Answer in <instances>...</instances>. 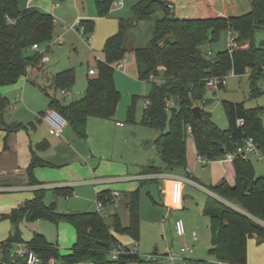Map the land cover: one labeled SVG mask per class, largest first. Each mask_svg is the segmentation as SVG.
<instances>
[{
    "label": "trees",
    "instance_id": "1",
    "mask_svg": "<svg viewBox=\"0 0 264 264\" xmlns=\"http://www.w3.org/2000/svg\"><path fill=\"white\" fill-rule=\"evenodd\" d=\"M21 0H0V88L15 85L36 67L39 55L32 51L34 45H43L53 39L55 19L49 13L36 8H20ZM116 0H97L96 9L100 17L109 15ZM251 11L239 17H217L208 19H176L166 3L160 0H136L131 10L137 21L150 20L158 11L164 16L155 21L153 38L144 49L135 51L138 80L152 82V90L145 97V108L140 125L159 131L155 147L162 159V168L147 166L144 174L172 173L187 168V138L191 135L200 158L206 161H222L234 170V183L224 180L211 191L225 199L228 204L211 200L205 209L211 218L212 249L216 260L223 264H247V243L251 237L264 242V176L256 177L250 161L237 158L225 160V155L234 152L248 137H252L264 153V108L247 109L243 103H224L229 128L220 129L210 113L201 108L202 120L194 114L195 107L206 104V81L229 74L244 75L250 72L252 98L262 94L259 83L264 78V45L255 44V35L264 30V0H250ZM86 35L94 31V21H81ZM233 32L237 48L232 54L228 50L208 55V48L217 43L223 32ZM126 26L120 23L119 32L110 37L103 50L104 62L97 63V75L89 78L82 98L70 103L60 101L46 93L50 109L58 111L68 122L76 136L87 137L90 118L112 120L121 99L115 81L113 66L123 61L126 54L124 38ZM159 79L160 82H155ZM75 85V73L66 70L53 78L55 91L70 90ZM10 101L0 94V131L9 135L28 130L19 123L8 124L5 114ZM244 120L242 126L238 120ZM134 123V109L129 113ZM33 127V125H32ZM191 129V134L188 129ZM39 151L48 147L43 142ZM46 163L32 150V162L27 169L31 185H37L34 171ZM55 197L70 198L71 188L53 190ZM98 201L107 206L113 203L108 192L100 193ZM130 225L123 227L115 216V232L138 241L140 237L139 192L131 196L128 205ZM15 234L2 245V264H25L23 260L13 262L11 248L26 244L45 264L55 260L62 264H129L141 260L129 254L112 261L110 254L119 244L99 212L58 213L56 205H46L44 191L9 215ZM47 221L59 224L66 222L76 231L77 240L68 255L49 243L40 234L24 242L19 225L22 222Z\"/></svg>",
    "mask_w": 264,
    "mask_h": 264
},
{
    "label": "rangeland",
    "instance_id": "2",
    "mask_svg": "<svg viewBox=\"0 0 264 264\" xmlns=\"http://www.w3.org/2000/svg\"><path fill=\"white\" fill-rule=\"evenodd\" d=\"M29 1L21 0L20 8H36L53 15L56 19L55 37L50 42L41 45V52L49 58V61L44 64V68L48 70L49 74L68 69L74 71L75 85L69 90L75 95L74 100L81 98L80 93L86 85L89 70H96L97 63L105 61L103 50L108 37L114 36L119 32L121 22L125 24L124 48L126 54L123 61H121H126L124 63L125 71H119L117 69L118 64L113 66L115 69V85L121 95L116 115L112 120L90 118L87 123V137L84 139H73L72 142L78 148L81 154L80 159H82L81 161L84 165H86L85 162H87V165H91L95 159L104 160L106 163L111 164V170L113 171L109 175H114L119 170V166H128L134 173L137 165L146 166L150 162L156 166L160 165L161 160L154 148V141L159 138L160 132L140 125L145 108V97L150 94L152 83L138 80L135 60V51L146 48L152 41L151 19L139 21L137 26H135L133 21L125 18L130 11V3L133 0H116L117 2H124L125 7L117 10L112 6L109 15L106 17L99 16L96 9V0H33L31 5H29ZM54 5H58L55 10H53ZM229 5L230 7L235 6V10L239 15H245L251 11L250 0H230ZM155 16L156 14H154V18ZM81 20L94 21V31L89 35L90 41L87 40L88 35L84 36L78 31V25ZM59 39L63 41L62 44L57 43ZM262 43H264V30L258 31L255 35V44L259 45ZM230 45L231 34L226 31L221 34L217 43L211 45L209 50L215 56L217 53L227 50ZM21 84H25L24 91H22L24 96L21 91H17L18 87L8 91L11 106L21 120L17 123H22L23 126L28 128V130L24 131L29 134L34 133L35 135L36 132L43 134L37 122V113H39V110L43 113L49 111H47V97L44 91H48L51 96H55L60 101L70 103L71 100H64L61 92L55 91L51 82L46 79H40L36 84L24 79ZM259 89L262 94L252 98L249 73L242 77L229 74L225 87L220 88L218 91L207 89L206 101L208 103L206 109L211 114L213 121L221 129L226 130L228 122L224 111V103H243L246 108L264 107V78L259 83ZM21 95L24 99L23 101ZM132 108L134 109V123L129 121V113ZM117 122L123 123L125 127H117ZM69 128L68 130L73 131L72 128ZM66 135L64 136L63 134L62 138L66 137ZM48 137L55 139L49 134ZM191 138L189 135L187 145L190 144ZM146 144L148 145L146 146ZM34 148H32L33 151H39L37 146H34ZM251 163L256 176H264V160L253 159ZM137 184L138 188L136 191L139 192L141 217L140 239L138 242L130 243L131 240L129 238L122 237L124 242L122 245L132 247L136 244L138 254L141 257V264H156L153 263L155 260L148 263L145 259L148 255L155 256L154 254L160 255L157 261L160 263L162 257L166 258L162 256L165 255L166 251H169L171 253L170 256L174 258L182 256L183 254L181 255L180 250L184 246L190 245L189 238L193 232L197 234L198 240L195 244L194 257L188 256V258L191 257L190 259L194 260L199 257L197 259L208 263L217 261L211 253V221L203 213V209L209 200L204 192L196 188L186 189L183 193L185 197L183 206L178 210L170 211L163 205L159 192V181L138 182ZM75 192V195L67 201L65 197H55L52 191L46 190L44 191V202L48 206L55 204L58 213L98 211L97 196L94 192H80L77 189H75ZM20 196H23V203L25 204L32 200L35 194H22ZM12 197L15 196H0V207L13 203ZM219 200L229 205V202L225 199L219 197ZM120 203V200H117V205ZM116 212L118 213V210L113 206L106 207L100 211L102 215H108L106 222L109 225L113 222V218H110V215ZM3 215H5V212L0 211V246L9 240L11 235L16 233L11 222L3 219ZM174 220L183 221L186 230L183 238L170 232L168 225ZM62 224L69 223L61 222L56 224L47 221H24L19 225L18 231L24 241H30L33 234L37 232L40 234L45 233L43 234L45 238L57 245L59 226ZM40 228L43 233L38 231ZM254 246L255 248L248 252L251 260L250 264H259L262 254L259 251L257 242ZM16 251L17 245L12 246L11 256H15ZM2 256L0 251V264H2Z\"/></svg>",
    "mask_w": 264,
    "mask_h": 264
},
{
    "label": "crops",
    "instance_id": "3",
    "mask_svg": "<svg viewBox=\"0 0 264 264\" xmlns=\"http://www.w3.org/2000/svg\"><path fill=\"white\" fill-rule=\"evenodd\" d=\"M135 1L136 0L131 1L130 11L125 16V18L130 21H133L135 23V26H137L138 24L137 18L133 15L132 10H131V7L135 3ZM160 1L166 3L168 8L171 5L173 6V8L172 9L169 8V10L176 19L195 20V19H208V18H217V17L228 18V17L243 16V15L237 14V11L235 10L236 9L235 6L233 7L231 6L232 8L230 7L229 5L230 0H160ZM122 3H123V6L115 7V8L117 10L123 9L125 7V4L124 2ZM57 7L58 5H54L53 10H55ZM29 8H32V7H29ZM158 13H156L155 18L153 16L152 19L150 20L152 21L151 22L152 23V34H153V28H154L155 21L164 16V13L162 11H158ZM53 18L55 19L54 16ZM81 21H85V20H81ZM56 24L57 23L55 19V29H54L53 38L55 37V34H56ZM110 37H108V39ZM262 44L264 45V43ZM262 44H259V45H262ZM209 48H208V55L210 57H213V53L209 50ZM91 70L93 69H90L89 72ZM63 71H66V70H63ZM63 71H56L53 74L51 73L49 74L46 68L41 69L37 66L32 67L29 69L28 75L24 78H21L15 85L0 88V94L9 100L8 91L10 89L18 87L17 91H21V92L24 91L25 84L24 85L21 84L22 80L24 79L34 84H36V82L39 81L40 79L42 80L46 79L47 81L51 82L52 87H53L54 76H56L58 73L63 72ZM119 71L124 72L125 67ZM89 72L87 75V81L89 78H94L96 76V75L95 76L90 75ZM247 73H249V84L251 86L250 72H247ZM244 75H234L233 74V76H236V77H242ZM87 81H86L85 87L81 90V93H80L81 98L83 97L87 89ZM155 82L158 83L160 82V80L156 79ZM44 93L45 95L46 93L49 94L48 91L46 90L44 91ZM22 95L24 96L23 92H22ZM22 95H21V98L23 101L24 99ZM74 99H75V95H74ZM207 103L208 102H206V104L203 105L202 107L199 106L200 108H203L205 112H208L206 109ZM230 103L237 104L235 102H230ZM46 105L48 106L47 111L50 110V106H49L50 100L48 97L46 100ZM256 108H264V107H256ZM256 108H247V109H256ZM38 112L39 113H37V122L39 123L40 131H42L43 134L36 132L34 135V133L29 134L23 130V131H19L17 133H13L9 135L6 139V133L4 131H0V196L2 195L15 196L11 198L13 203H9L7 205H3L2 207H0V211L5 212V215H3V219L5 220H9L8 215L13 210H16L24 205L23 203L24 198L23 196H20L22 194L24 195L31 194V193L35 194L39 190H43V191L48 190V191L53 192V190L57 188H71L73 190V195H75L76 193L75 189H77L80 192L81 191L94 192L97 196V203H98L99 202L98 195L100 193L108 192L113 197V203L105 207L103 206L102 209L113 206L116 210H118V213L116 212L115 214L110 215V218L111 217L113 218V222L111 225L107 224V222L106 224L110 228L112 234L118 240V243L120 244L124 243L122 240V237L129 238L131 240L130 243H133L135 240H133L129 236L117 234L114 228H115V216L119 218V221L123 227H128L130 225V213L128 210V205L131 202L132 194L137 192L136 190L138 188V184H137L138 182L147 183V182H158L159 181L160 182V184H158L159 192L161 194L163 205L166 208L170 209V211L178 210L183 206V202L185 200L183 193L186 189L196 188L198 190H201L209 198L208 202L206 203L203 209V213L205 216H207L210 219V221H211V218L205 213L207 204L212 199L217 200L218 202H221L219 200L218 195H216L215 193L211 191V188L218 186L224 180H226L229 184L234 183V170L232 166L230 164H225L222 161H206L200 158V156L198 155L196 146H195L194 139L191 135L190 136L192 137L191 138L192 140L190 144L187 145V168L186 169H177L172 173L164 172L160 174H144L143 169L147 166H154L158 168H162L163 166L160 154L157 151L156 147L154 146L157 156L161 160L160 165L156 166L151 162L148 163V165L146 166L137 165V169L135 170L134 173H132L131 169L128 166H119L118 167L119 170L116 173H114V175H109L110 172L113 171L111 170L112 165L106 163V161L104 160L95 159L91 163V165L89 164L87 165V162H85L86 165H84V163L81 161L82 159H80L81 154L78 148L75 147V144L72 142L73 139L76 140V139H79V137L76 136L74 131L68 130V128L70 127L69 125L65 128V131H64V136L67 134L66 137L55 138V139L49 138L48 137V134H49L48 126L43 120V115L45 114V112L43 113L40 110ZM5 120L8 124L17 123L21 121L18 118L12 106L7 110L5 114ZM19 124H22V123H19ZM116 126L119 128L125 127L123 123H119V122L116 123ZM228 128H229V123H228L227 129ZM43 142L48 143V147L43 151H37V152L33 151V152H35L37 156L46 163V165L35 169L34 175H35V178H37L36 180L38 184L31 185L28 175H27V169L32 162V150H33L32 148H34V146L40 145ZM154 144H155V141H154ZM147 145L148 144H146V146ZM256 177L258 178V176ZM114 193H119L120 198L116 199V197H114L113 195ZM172 196L174 197L173 200H172ZM70 198H66V200L69 201ZM117 200H120L121 202L119 205H117ZM87 212L88 211L76 212V213H87ZM95 212H98V211H95ZM66 213L68 214L71 212H66ZM62 214H65V213H62ZM102 216L105 218V221H106L108 215L106 214ZM176 221L174 220L168 225L170 232L175 233V234H176V231H175ZM38 231L43 233L41 228ZM140 231H141V227H140ZM35 234H40V233L35 232L33 234V237ZM43 234H40V235L45 237V235ZM192 235L193 234H191V237L189 238V242H191L190 245L192 246V252L188 256L194 257L195 255L194 249H195V246H196L195 244L197 241L193 242ZM211 236H212V232H211ZM33 237L31 238V240L33 239ZM76 240H77V235H76V231L74 227L69 224H62L59 226V234L57 236V245H55L52 242H49L48 240L47 241L55 245L59 249L62 255H68L71 252L72 247L75 245ZM138 241H135V242H138ZM24 242L27 243L29 241H24ZM256 242L260 249L259 251H261V254H262L259 264H264V242L260 243L255 236L251 237L247 243V264H250V261H251L250 256H248L249 255L248 252H251V250L255 248L254 245L256 244ZM180 253H181V250H180ZM154 255L157 257H160V255H157V254H154ZM170 255L171 253L169 251H166L165 255H162L166 258H163L161 256L162 259L160 263L157 262L159 258H157V260H155L153 263L170 264V259H169ZM182 256L175 257V260H174L175 264H219L220 263L218 261L214 263L204 262L201 259H197L199 257H196V259L191 260L190 259L191 257L188 258V256H184V255Z\"/></svg>",
    "mask_w": 264,
    "mask_h": 264
},
{
    "label": "built area",
    "instance_id": "4",
    "mask_svg": "<svg viewBox=\"0 0 264 264\" xmlns=\"http://www.w3.org/2000/svg\"><path fill=\"white\" fill-rule=\"evenodd\" d=\"M33 3V0L29 1V5H31ZM114 7H121L123 6L122 2H115L113 4ZM170 9L173 8V6H169ZM74 29V28H73ZM78 31L81 32L82 35H86L85 34V30L83 27L78 26ZM231 34V45L228 48V51L230 54L233 53V51L237 48V44L235 41V34L233 32H230ZM88 41H90V37L88 36ZM58 44H62L63 41L61 39H59L57 41ZM32 51L36 52L39 57H40V63H38L37 67L43 69L44 68V64L47 63L49 61V58L47 56H45V54L43 52H41V46L40 45H34L32 47ZM124 63H126V61L124 62H120L117 65V69L121 70L124 68ZM97 70H91L89 72L90 75L95 76L97 75ZM228 76H217V77H213L211 79H209L208 81H206L205 87L206 89H210V90H214V91H218L220 88L224 87L226 85V80H227ZM61 95L63 96L64 100H74V94L71 93L69 90H60ZM43 120L45 121V123L48 126V130H49V134L52 137L55 138H62L65 128L68 126V122L66 121V119L56 110L50 109L47 113H45L43 115ZM244 124V120L240 119L237 121V125L238 126H242ZM188 133L191 134V129H188ZM237 158H241L242 160L245 161H250L253 159H257L259 161H263L264 160V153L261 152V150L259 149L258 145L256 144V142L254 141V139L252 137H248L244 143L239 146L234 152H229L225 155V160L227 161H233ZM114 197L116 198H120V194L119 193H114L113 194ZM103 208V204L101 202H98V212L100 213V211ZM175 231H176V235L180 238H183L186 234V230H185V225L183 223L182 220H177L175 223ZM192 239L193 242L197 241L198 236L196 233H193L192 235ZM2 249V246H0V251ZM192 252V246L191 245H186L181 249V253L184 256H188L190 253ZM125 254H129L132 256H136L138 257L140 260V256L138 254V250H137V246L133 245L132 247H127L124 246L122 244H117L111 254H110V258L112 261H117L121 255H125ZM13 258V262H16L17 260H23L25 262V264H45L43 262V260L41 258H39L33 251H31L29 249V247L26 244H18L17 245V251L15 256H12ZM157 256H152V255H148L145 257L146 262H151L154 260H157ZM169 259L171 260L170 264H175L174 260L175 258L172 256H169ZM48 264H62L60 262H57L55 260H51ZM81 264H90V263H81ZM129 264H138V263H129ZM221 264V263H219Z\"/></svg>",
    "mask_w": 264,
    "mask_h": 264
},
{
    "label": "water",
    "instance_id": "5",
    "mask_svg": "<svg viewBox=\"0 0 264 264\" xmlns=\"http://www.w3.org/2000/svg\"><path fill=\"white\" fill-rule=\"evenodd\" d=\"M193 111H194V114H195L196 118H197L198 120H202L201 108H200V107H195V108L193 109Z\"/></svg>",
    "mask_w": 264,
    "mask_h": 264
},
{
    "label": "bare ground",
    "instance_id": "6",
    "mask_svg": "<svg viewBox=\"0 0 264 264\" xmlns=\"http://www.w3.org/2000/svg\"><path fill=\"white\" fill-rule=\"evenodd\" d=\"M173 198H174V197L172 196V200H173Z\"/></svg>",
    "mask_w": 264,
    "mask_h": 264
}]
</instances>
